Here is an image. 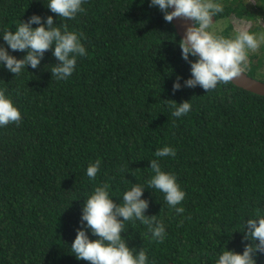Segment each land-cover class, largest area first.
Returning <instances> with one entry per match:
<instances>
[{
	"label": "trees",
	"instance_id": "obj_1",
	"mask_svg": "<svg viewBox=\"0 0 264 264\" xmlns=\"http://www.w3.org/2000/svg\"><path fill=\"white\" fill-rule=\"evenodd\" d=\"M48 2L0 0V46L23 58L26 51L8 48L3 32L36 14L83 33L87 54L67 80L52 76L54 45L37 68L26 65L18 76L0 64V89L22 115L18 126L0 127V264H90L71 244L86 200L104 183L117 204L133 184L144 187L145 215L163 223L165 239L154 241L139 220L125 221L121 235L136 253L145 250L148 264H216L224 250L242 253L252 242L243 239L246 220L257 210L264 215V95L233 82L209 92L185 86L191 65L181 36L150 0H85V12L71 20ZM217 2L224 11L213 17V34H264V0ZM248 58L246 72L264 81V44ZM178 77L181 88L173 92ZM172 100L189 101L191 110L172 116ZM165 146L174 158L155 156ZM98 158L91 180L87 167ZM153 159L186 193L177 205L183 214L147 187ZM254 259L262 264L264 253Z\"/></svg>",
	"mask_w": 264,
	"mask_h": 264
},
{
	"label": "clouds",
	"instance_id": "obj_2",
	"mask_svg": "<svg viewBox=\"0 0 264 264\" xmlns=\"http://www.w3.org/2000/svg\"><path fill=\"white\" fill-rule=\"evenodd\" d=\"M84 2L85 0H49L47 7L58 17L71 20L78 13L85 12L82 7ZM150 5L158 6L169 23L174 18L193 22L186 27L185 35L179 41L182 58L191 65V77L184 81L189 88L199 85L209 92L215 90L218 84L233 82L250 67L249 50L256 52L264 44V34L257 37L246 29L238 30L235 38H225L209 31L213 25V17L224 11L223 5L217 0H150ZM170 8L173 10L169 11ZM41 21L39 15L33 14L27 22H21L14 32H3V40L8 48L12 51H26L27 54L18 59L0 46V64L18 76L26 65L37 68L44 53L54 45L52 54L59 63L51 68L52 76L56 80H67L73 74L77 57L87 54L81 43L83 33L68 31L67 24L63 25L62 31L60 27L54 26L52 16H48L43 23ZM32 24L39 26L33 28ZM189 56L197 59L189 60ZM180 88L178 77L173 83V92ZM6 91L7 89H0V127H6L10 123L18 126L22 120L21 112L5 95ZM169 107L173 109L172 116L181 117L191 110V103L184 101L177 104L172 100ZM155 156L174 158L176 151L165 146L157 149ZM100 166L99 158L89 164V179L95 180ZM150 168L154 175L147 181V187L163 192L168 205L175 208L177 214H183L185 209L177 205L184 200L186 193L176 182L175 175L162 171L155 159L150 161ZM143 188L139 184H133L130 190L124 192L123 204H117L109 197L107 183L95 187L83 207V227L77 230L71 244V252L77 259L90 264H148L145 250L141 249L136 253L121 235L125 221L139 220L148 227L154 241L162 243L165 239L163 223L157 221L156 216L145 215L148 201L141 199ZM85 228L90 229L98 239H89ZM243 231V239L252 242L245 244L242 253L224 250L216 264H256L255 255L264 253V215L257 210L255 217L246 220Z\"/></svg>",
	"mask_w": 264,
	"mask_h": 264
},
{
	"label": "water",
	"instance_id": "obj_3",
	"mask_svg": "<svg viewBox=\"0 0 264 264\" xmlns=\"http://www.w3.org/2000/svg\"><path fill=\"white\" fill-rule=\"evenodd\" d=\"M172 10L173 9L170 8V11ZM172 22L181 38L185 35L186 27L193 23L191 20L177 18H174ZM233 83L253 93L264 95V81L250 76L246 71L236 78ZM262 264H264V261Z\"/></svg>",
	"mask_w": 264,
	"mask_h": 264
},
{
	"label": "rangeland",
	"instance_id": "obj_4",
	"mask_svg": "<svg viewBox=\"0 0 264 264\" xmlns=\"http://www.w3.org/2000/svg\"><path fill=\"white\" fill-rule=\"evenodd\" d=\"M224 26H225L224 24H222V25L219 24V25H217V28H218V29H222V27H224ZM217 28H216V26H215V30H216Z\"/></svg>",
	"mask_w": 264,
	"mask_h": 264
}]
</instances>
